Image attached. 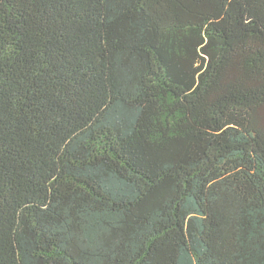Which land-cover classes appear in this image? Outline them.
<instances>
[{"label": "trees", "instance_id": "1", "mask_svg": "<svg viewBox=\"0 0 264 264\" xmlns=\"http://www.w3.org/2000/svg\"><path fill=\"white\" fill-rule=\"evenodd\" d=\"M0 264H264V0H0Z\"/></svg>", "mask_w": 264, "mask_h": 264}]
</instances>
